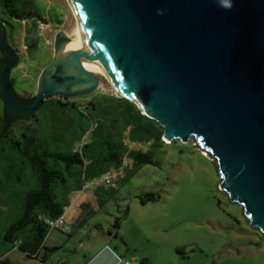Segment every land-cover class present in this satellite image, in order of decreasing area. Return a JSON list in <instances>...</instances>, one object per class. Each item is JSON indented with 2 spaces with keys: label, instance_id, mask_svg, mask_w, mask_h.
<instances>
[{
  "label": "water",
  "instance_id": "obj_1",
  "mask_svg": "<svg viewBox=\"0 0 264 264\" xmlns=\"http://www.w3.org/2000/svg\"><path fill=\"white\" fill-rule=\"evenodd\" d=\"M67 3L72 23L53 33L58 60L42 70L33 97L11 83L19 53L0 24L2 135L45 99L95 91L104 71L117 96L161 124L164 139L193 138L217 162L220 188L264 233V0Z\"/></svg>",
  "mask_w": 264,
  "mask_h": 264
},
{
  "label": "rangeland",
  "instance_id": "obj_2",
  "mask_svg": "<svg viewBox=\"0 0 264 264\" xmlns=\"http://www.w3.org/2000/svg\"><path fill=\"white\" fill-rule=\"evenodd\" d=\"M34 1L48 20L42 21L44 29L35 18H14L12 27H7L8 40L12 38L20 54L18 65L11 69V83L25 97L36 94L42 70L55 59L53 33L61 25L72 23L67 0ZM96 73L101 80L98 88L74 95L71 101L85 106L97 92L117 95L113 83L103 73ZM3 114L0 98V116ZM23 123L15 122L13 127L20 131ZM164 141L155 152L158 163L125 167L123 175L107 187L105 197L94 201L85 222L73 224L71 235L61 230L49 232L45 246L57 248L48 252L45 262L29 258L18 248L7 251L6 257L12 264H84L94 249V238L111 237L122 249L118 264L126 259L135 264L143 259L147 264H264V233L250 226L243 207L220 188L217 162L199 149L193 138ZM27 187L29 184L12 189L15 192ZM145 192L159 193L161 198L142 203ZM76 213L71 208L67 218L73 219ZM117 216L122 217L118 230L114 226ZM2 219L7 220L5 215ZM5 225L1 221L0 229ZM110 231H117L118 238L109 235Z\"/></svg>",
  "mask_w": 264,
  "mask_h": 264
},
{
  "label": "trees",
  "instance_id": "obj_3",
  "mask_svg": "<svg viewBox=\"0 0 264 264\" xmlns=\"http://www.w3.org/2000/svg\"><path fill=\"white\" fill-rule=\"evenodd\" d=\"M14 18L48 22L34 0H0V24L12 27ZM10 41L13 43L12 38ZM4 64L6 58L2 53L0 68ZM20 121L24 122L20 131L12 126L2 135L5 122L0 116V224L6 222L0 229V264H12L2 256L15 246L29 258L45 262L48 252L57 247L45 246L52 229L44 216L63 215L74 192L81 190L87 180L110 169L123 172L128 165L135 168L158 163L155 152L165 143L161 124L143 113L131 99L111 93L97 92L85 106L51 97L45 99L33 118L16 122ZM94 123L97 125L88 134L90 139L82 143ZM144 142L149 143L145 148L130 146ZM125 158L129 161L126 165ZM23 184H29V188L13 192L12 187ZM111 185L95 187V201H101ZM160 198L159 193L145 192L141 202ZM79 211L76 220L82 225L93 211L92 201L83 202ZM3 215L7 220L2 219ZM121 219L115 217L117 230ZM141 264H147V259Z\"/></svg>",
  "mask_w": 264,
  "mask_h": 264
},
{
  "label": "crops",
  "instance_id": "obj_4",
  "mask_svg": "<svg viewBox=\"0 0 264 264\" xmlns=\"http://www.w3.org/2000/svg\"><path fill=\"white\" fill-rule=\"evenodd\" d=\"M89 200H91L92 203H94V201L96 200L95 199V189L89 190L86 193H79L76 191L72 194L71 199H70V202L72 203L70 206V209L74 207L75 211H77L75 216H72L73 220H74V224L79 226L78 220H76V218L80 214L79 206L83 202H86ZM149 202H153V201H149ZM104 232L105 231H103L102 233H104ZM71 233H73V232H71ZM116 233H117V231H115L114 233L110 231L108 234L111 236H112V234H114L115 238L116 237L118 238V236H116ZM92 245H93L94 249L91 251V254L85 260L84 264H118L119 261H117V257H118V255H121L120 252L122 251V249L119 246L118 240H112L111 237H109L108 239L107 238L100 239L99 237H95ZM14 248H18V247L15 246V247H12L10 249H14ZM5 257H6V255L2 256V258H5ZM133 257H135V255L131 256V258H133Z\"/></svg>",
  "mask_w": 264,
  "mask_h": 264
},
{
  "label": "built area",
  "instance_id": "obj_5",
  "mask_svg": "<svg viewBox=\"0 0 264 264\" xmlns=\"http://www.w3.org/2000/svg\"><path fill=\"white\" fill-rule=\"evenodd\" d=\"M44 27H46V24L43 23L41 21V25H40V29H44ZM96 123L92 124V126L90 127V130L85 134V136L83 137V142H85L86 140V136L91 133V131L96 127ZM149 143L144 142L143 144L141 143H133L130 144L131 148H145L146 146H148ZM77 147H80L77 146ZM129 161L127 158H125L124 160V165L128 164ZM122 169H118V170H113L110 169L109 171H107L106 173H104L102 176L96 178H92L90 180H87L84 184L83 187L81 188V190H78L77 192L79 193H86L89 190L94 189L95 187H98L100 185H111L114 184L115 178L118 177V175L122 174ZM71 202L65 207V213L63 215H59L56 218H50V217H45V222L51 227L52 230H61L64 233H69L73 230V219H69L67 218V213L70 210V206H71ZM124 264H135V262H133L132 260H125Z\"/></svg>",
  "mask_w": 264,
  "mask_h": 264
},
{
  "label": "flooded vegetation",
  "instance_id": "obj_6",
  "mask_svg": "<svg viewBox=\"0 0 264 264\" xmlns=\"http://www.w3.org/2000/svg\"><path fill=\"white\" fill-rule=\"evenodd\" d=\"M12 44L16 47V45L14 43H12ZM16 49H17V47H16ZM1 55H2V52L0 51V56ZM19 60H20V54H19ZM34 95L35 94H32V95H29V96H26V97H31V96L33 97ZM53 97H57L58 99L63 100V101H66V102H70L71 99H72V96H66L64 94H56Z\"/></svg>",
  "mask_w": 264,
  "mask_h": 264
},
{
  "label": "bare ground",
  "instance_id": "obj_7",
  "mask_svg": "<svg viewBox=\"0 0 264 264\" xmlns=\"http://www.w3.org/2000/svg\"><path fill=\"white\" fill-rule=\"evenodd\" d=\"M55 58H56V60H58V52H57V50L55 51ZM96 72H101V73H103L112 83H113V86L115 87V89H116V92L117 93H119L118 92V89H117V87H116V85H115V83L112 81V79L110 78V76L108 75V73H106V72H104V71H100V70H98V71H96Z\"/></svg>",
  "mask_w": 264,
  "mask_h": 264
},
{
  "label": "clouds",
  "instance_id": "obj_8",
  "mask_svg": "<svg viewBox=\"0 0 264 264\" xmlns=\"http://www.w3.org/2000/svg\"><path fill=\"white\" fill-rule=\"evenodd\" d=\"M224 6H225V7H231V5H230V4H224Z\"/></svg>",
  "mask_w": 264,
  "mask_h": 264
}]
</instances>
